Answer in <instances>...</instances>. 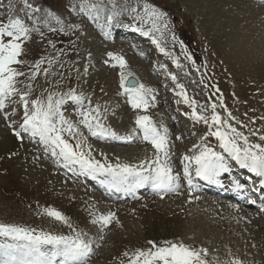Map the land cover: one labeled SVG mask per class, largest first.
Returning <instances> with one entry per match:
<instances>
[{"label":"rangeland","instance_id":"obj_1","mask_svg":"<svg viewBox=\"0 0 264 264\" xmlns=\"http://www.w3.org/2000/svg\"><path fill=\"white\" fill-rule=\"evenodd\" d=\"M251 1L0 0V25L19 20L30 29L28 38L21 41L23 51L18 59L22 62L11 65L23 74L14 78V91L0 110V224L35 234L73 238L80 234L92 248L87 264H130L138 249L152 247L149 241L158 246L170 241L206 250L207 264H264V217L253 216L247 209L238 217L235 210L239 209L222 199L201 202L187 197L186 192L172 199L149 197L139 203L104 201L91 187L81 188L67 180L64 168L68 165L59 168L58 157L52 153L51 157L45 149L36 150V137L31 138L30 146L26 140L11 136L7 127H13L5 120H24L22 95L31 111L33 101L46 107L49 96L55 103L66 94H80L88 106L63 114L77 127L75 133L65 131L63 136L73 147L81 143L86 157L113 166L146 165L158 155L164 163L170 155L202 149L201 143L195 148L190 140L183 143L191 138L188 134L198 131L199 126L194 125L201 126L198 140L212 135L218 127L232 137L231 126L241 133V147L242 137H247L249 145L264 146V6L260 4L264 1H253L256 6ZM145 5L164 15L150 18L151 9L146 12ZM103 25L109 32H104ZM98 26L101 33L109 34V40H103ZM121 29L145 39L131 45L129 39L110 42L117 36L114 31ZM109 54L122 57L126 67L121 69ZM144 56L147 62L142 60ZM121 72L127 80L144 85L149 98L156 91L150 101L157 106L139 113L128 109L122 97ZM162 88L163 101L156 98ZM164 103L169 104L174 118L171 126ZM213 105L221 118L220 126L212 125ZM97 108L99 115L91 111ZM82 112L95 116L116 137L134 140L140 133L137 118L149 117L166 135L168 156L145 140L134 147L110 137L114 142L101 140L109 144L103 146L81 123ZM193 112L207 118L208 123ZM56 122L59 126L58 118ZM180 127L183 133H179ZM26 135L20 133V137ZM48 210L58 211L66 222L50 217ZM109 214L114 216L107 226L92 223ZM4 243L13 242L0 237V244Z\"/></svg>","mask_w":264,"mask_h":264},{"label":"snow or ice","instance_id":"obj_2","mask_svg":"<svg viewBox=\"0 0 264 264\" xmlns=\"http://www.w3.org/2000/svg\"><path fill=\"white\" fill-rule=\"evenodd\" d=\"M149 9H151L150 18H159L164 15L155 8H151L150 5H145V11L149 12ZM29 31L30 29L19 20L0 25V110L5 107V99L14 91V78L23 74L17 72L11 65L22 62L18 59L23 51L21 41L28 38ZM5 37H7L6 41ZM109 55L112 59L118 61L121 69L126 67V62L122 57ZM37 67H39V64H37ZM173 79L175 78L173 77ZM120 86L128 96L129 103L134 109L147 106L145 95L148 90L144 88V85H137L134 81L127 80L124 73L121 72ZM71 98L80 101L82 104V97L72 95ZM21 100L24 102L25 107L22 130L34 137L39 136L40 140L51 148L53 156L62 158L69 164H78L82 170L89 174L111 177V186L117 187L118 190L121 185H128L131 188L151 184L153 189L157 191H175L178 187V185L174 187L177 177L172 175V169L166 161L161 163L159 155L154 161L148 162L146 165L142 162L137 167L127 164H117L115 166L102 164L86 157L85 153L80 150L82 148L81 143H77L73 147L64 138L63 133L65 131L73 133L75 129L71 123L64 119L63 113L60 112L59 105L61 101L53 103L52 97L49 96L46 107L39 101H33L32 110L29 111L28 102L23 95ZM185 100L187 102L186 97ZM91 111L99 115L98 108ZM80 114L84 117L81 123L93 137L110 135L118 138L115 132L104 129L95 116L90 117V113L84 112ZM193 115L197 119H204V122L208 123L207 118L201 117L195 112H193ZM57 118L59 126L56 122ZM93 120H96L95 124H93ZM211 121L212 125H222L220 116L215 114V105H213ZM136 124L143 133V139L150 142L158 153L162 152L167 157L166 135H161L147 116L138 117ZM65 125L66 127H64ZM228 127L235 134L234 136L229 137L227 133L220 131L219 127L211 134L221 141V147L241 167L249 169L257 176L264 177V146L259 144L249 145L247 137H242L243 147H241L238 143L241 133L231 128V126ZM15 135L19 137L20 133H15ZM261 139L264 140V136H261ZM184 160L194 161L196 176L209 182H215V178L220 172L227 171L224 157L208 147H204L199 155L194 157L185 156ZM145 172H147V175L144 174ZM184 174L191 186L192 180L188 165L185 166ZM47 214L58 221L66 222V218L58 211L48 210ZM113 216L114 214L100 216L98 219H94L92 223L99 222L107 226ZM0 237L13 241V243L0 244V264H87L92 252L90 243L82 239L80 234H77L74 238L43 232L35 234L34 231L26 228L0 224ZM148 243L152 247L148 250L138 249L131 258L130 264H207L204 259V256L207 255L206 250L197 251L183 243L170 241L162 242L161 246L156 245L153 241ZM234 264H240V261H235Z\"/></svg>","mask_w":264,"mask_h":264},{"label":"bare ground","instance_id":"obj_3","mask_svg":"<svg viewBox=\"0 0 264 264\" xmlns=\"http://www.w3.org/2000/svg\"><path fill=\"white\" fill-rule=\"evenodd\" d=\"M259 1V0H258ZM101 8H103V7H101ZM101 16V15H100ZM102 17V16H101ZM104 17V16H103ZM108 18H111V17H108ZM93 19V18H92ZM96 18H94L93 19V21H97V20H95ZM98 19V18H97ZM99 20V19H98ZM113 20V19H112ZM114 21V20H113ZM115 23H116V21H114ZM90 24V23H89ZM98 30H99V32L101 33V31H102V29L98 26V28H97ZM102 34V37H103V40H109V38H110V36H109V34H107V33H101ZM103 34H106V37H104L105 35H103ZM125 36H123V38H124ZM135 56H137L136 54H134ZM133 57V56H132ZM134 58H137V57H134ZM107 60V59H106ZM143 61H148V58H146L145 59V56H144V59H142ZM108 61V60H107ZM153 72H156V71H153ZM129 77V76H128ZM131 78V77H130ZM160 91V92H159ZM158 92H159V94L161 93V92H163V91H165L163 88L162 89H160ZM154 94H156V91H154V93H153V97L155 96ZM159 94H157V99L158 100H162L163 101V97H162V93L159 95ZM151 96V97H152ZM122 97L126 100V101H128L129 102V98H128V96L125 94V93H123V95H122ZM150 97V98H151ZM165 99V98H164ZM60 100V99H59ZM158 100H156L155 98H154V101L155 102H157ZM167 101V100H166ZM157 105H154V107H156ZM59 108H60V105H59ZM162 108L166 111V115H165V118H166V121H168V123L170 124V126H171V123L173 122L172 120H174V118L170 115L171 113V110H170V108H169V104L168 103H164V104H162ZM62 109V111H60L61 113H63V114H65L66 113V111H69V110H71L70 108L68 109V108H64L63 109V107L61 108ZM68 109V110H67ZM76 109V108H75ZM138 109H143V107L142 108H138ZM148 110V109H147ZM76 110H73V111H69V112H75ZM135 111H137V110H135ZM140 112V110H138V113ZM93 115V114H92ZM164 115H162V116H164ZM157 116V115H156ZM152 120V119H151ZM96 122H94V124H95ZM153 125V124H152ZM74 126V125H73ZM179 127V126H178ZM194 127H197V126H194ZM194 127H192V132H193V130H194ZM199 127H201V126H199ZM199 127H197L198 128V131H195L194 133H191V134H188L191 138H189V139H186V140H183V143L184 144H188L187 142H184V141H187V140H190V143L192 144V148L196 145V144H199V143H202L203 141L202 140H197V139H194V138H192V136L193 135H196L197 133H199L201 130H200V128ZM74 129H77V127H75L74 126ZM180 129V132L179 133H183V130L181 129V128H179ZM76 131H74V133H75ZM78 133L79 134H81V131L79 130L78 131ZM137 135H140V133L138 134L137 133ZM185 135V134H184ZM92 136V135H91ZM182 136V139H183V134L181 135ZM110 137H112V136H110V135H108V136H104V137H97L100 141H99V143L100 144H102L103 146H105V147H109V144L108 143H102L101 142V140H105L106 142H109V143H113L114 141H112V139L110 138ZM109 139V140H108ZM113 140H115V142H119V143H126V144H128L129 146L131 145V146H134V147H139L138 146V142L139 141H141V140H144L142 137H138V139H122V138H118V139H114L113 138ZM152 145V144H151ZM211 149H214V150H221L222 148L220 147V146H212L211 147ZM184 155H189V154H193V153H183ZM171 156L172 155H170L167 159H165L166 160V162H169V160H171L170 158H171ZM129 158V157H128ZM117 165V164H116ZM68 166H72V165H68ZM67 166V167H68ZM177 166H178V168H179V171H177V172H174L175 170H176V168H177ZM135 167H136V165H135ZM193 167H195L196 168V164H194L193 165ZM176 168H175V170H173L172 171V174L173 173H176L178 176H181V170H180V167H179V164L177 163V165H176ZM145 175H147V173L145 172L144 173ZM165 194H167V193H160V194H158V195H160L158 198L160 199V198H162V196L163 195H165ZM211 194V193H210ZM184 195H187V197H189V196H191V195H189V194H184ZM183 195V196H184ZM176 196V195H175ZM164 197V196H163ZM172 197H174V196H172ZM198 198H199V200L202 202V200L201 199H205V198H213V199H218L219 200V198H215V197H213V196H202V195H198L197 196ZM150 198H157V197H150ZM157 198V199H158ZM166 198V197H165ZM169 198V197H168ZM146 199V198H145ZM163 199V198H162ZM170 199H172V198H170ZM169 200V199H168ZM194 200V199H193ZM228 199H226V200H221V201H225V202H227L228 203V205H230V204H232L233 206H235L237 209H239V210H235V212L238 214V215H236V214H234L233 213V215H236V216H238V217H243V214L245 213L244 211H242L241 210V208H239L238 206H236L235 205V203L232 201V202H229V201H227ZM220 201V200H219ZM189 202H190V200H189ZM217 206V205H216ZM235 208V209H236ZM225 210V209H224ZM248 212V211H247ZM240 215H242V216H240ZM249 217V216H248ZM246 218V217H245ZM253 219V218H252ZM250 223V222H249ZM256 228V227H255ZM260 257V256H259Z\"/></svg>","mask_w":264,"mask_h":264},{"label":"water","instance_id":"obj_4","mask_svg":"<svg viewBox=\"0 0 264 264\" xmlns=\"http://www.w3.org/2000/svg\"><path fill=\"white\" fill-rule=\"evenodd\" d=\"M130 81H134V80H130ZM135 82V81H134Z\"/></svg>","mask_w":264,"mask_h":264}]
</instances>
